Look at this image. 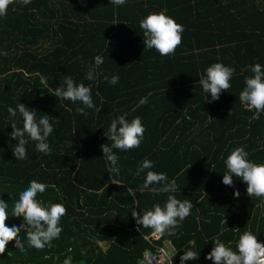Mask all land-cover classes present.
<instances>
[{"label": "trees", "instance_id": "obj_1", "mask_svg": "<svg viewBox=\"0 0 264 264\" xmlns=\"http://www.w3.org/2000/svg\"><path fill=\"white\" fill-rule=\"evenodd\" d=\"M161 10L184 28L181 43L166 56L144 48L139 28L140 19ZM0 51L6 53L0 55V195L11 206L17 189L38 179L49 185L41 198L66 208L51 247L25 243L21 251L11 237L0 251V264H63L69 255L71 264H148L145 253L167 239L176 248L172 264H179L181 248L188 247L201 254L186 264H212L204 255L216 234L231 240L233 249L248 229L264 241V198L249 196L239 178L233 177L231 186L221 182L224 159L236 146H245L250 159L264 161V113L254 119L255 110L242 107L238 98L244 77L251 75L248 66L264 65V0H127L120 6L110 0H31L21 6L13 0L0 17ZM97 54L104 58L98 71L118 73L117 84L84 78ZM217 61L235 72L231 87L208 102L199 77ZM64 75L91 85L101 111L86 109L84 115L77 111L83 107L78 101L56 97ZM19 101L54 122L49 154L28 140L25 157H14L11 146L18 137L8 135L7 107ZM123 113L129 120L141 117L144 139L137 148L113 150L120 167L114 175L100 145L111 144L105 132ZM14 119L19 126V113ZM145 157L154 161L152 170L175 178L173 195L193 202L175 235L155 238L131 214L133 208L140 213L163 204L168 195L138 191L144 173H133ZM6 219L23 222L20 216ZM17 234L24 241L25 232Z\"/></svg>", "mask_w": 264, "mask_h": 264}, {"label": "clouds", "instance_id": "obj_2", "mask_svg": "<svg viewBox=\"0 0 264 264\" xmlns=\"http://www.w3.org/2000/svg\"><path fill=\"white\" fill-rule=\"evenodd\" d=\"M13 0H0V17H4L9 11V5ZM21 6L28 5L31 0H15ZM127 0H110L114 6L124 5ZM116 24V23H113ZM139 28L143 31V45L147 49H155L161 56L173 53L181 43L183 25L176 18L167 14L166 11L149 12L139 20ZM0 55H6L0 51ZM104 63L102 55L97 54L85 72V79L98 81L100 78L111 85L119 82V74H105L99 66ZM251 75L244 77V87L239 93V102L242 107L253 112V118H259L264 113V65L252 63L248 66ZM235 67L226 65L222 61L213 62L206 67L204 74L199 77V84L206 94L205 101L213 102L219 99L222 90L231 87V78ZM40 81L45 82L46 77L41 74ZM55 96L64 100L79 102L83 107H77V111L87 115L86 109H93L100 112L92 98V86L82 81L76 82L71 75H64L63 83L55 87ZM147 102V97L139 100L140 104ZM36 109L30 108L19 101L15 107L9 105L7 112L11 119L10 137H18L11 151L15 158H23L26 155V142L35 141V149L45 155L51 152L48 137L53 133L54 122H50L48 115L36 116ZM19 113L21 124L18 126L15 117ZM44 113V112H43ZM128 114L123 113L114 116L107 128L105 135L111 144L104 143L100 147L103 157L107 162V170L114 175H119L118 155L113 151L139 147L144 139L145 126L141 117L135 116L131 120ZM264 147V145H261ZM154 161L145 157L138 163L134 175L144 173L143 183L138 191L143 193L145 189L152 193H168L163 204L153 203L148 209H142L138 213L135 208L131 214L138 225L152 229V235L156 238L167 233L175 235L176 227L182 222L193 208L190 200H180L173 193L177 191L175 178L169 179L165 172L152 170ZM226 171L223 172L221 182L231 186L233 177L239 178L246 183V193L253 197L264 198V161L257 162L250 159V154L245 146L239 145L230 150L224 159ZM147 171L145 172V170ZM113 176V175H112ZM151 186V187H150ZM48 184L38 179L29 180L23 187H19L16 198L9 206L8 200L0 195V251L4 250L6 241L15 237L13 243L21 251L25 250V243L30 248L42 249L52 246V241L60 237L63 225L61 217L65 214L66 208L61 201H44L39 194H43ZM4 193L0 191V194ZM135 193V192H133ZM130 193V194H133ZM233 195L238 197L239 190H234ZM20 216L23 222L9 221L6 217ZM27 226L22 229V226ZM25 232L24 241L17 233ZM208 241L213 246L204 255L205 260H211L212 264H264V241L258 240V235L251 229L239 234L235 249L231 247L232 241L225 242L220 234L214 235ZM207 241V242H208ZM191 245V241L188 242ZM179 264H186L187 261L196 260L200 257L201 250L197 253L192 247L181 248ZM71 249L69 248V252ZM167 255V253H165ZM72 257L69 255L63 264H71Z\"/></svg>", "mask_w": 264, "mask_h": 264}, {"label": "built area", "instance_id": "obj_3", "mask_svg": "<svg viewBox=\"0 0 264 264\" xmlns=\"http://www.w3.org/2000/svg\"><path fill=\"white\" fill-rule=\"evenodd\" d=\"M156 248L157 249L154 252L147 251L145 253L146 262L148 264H172V256L174 255L176 248L171 241L164 240L162 245L157 246ZM165 253H167V255H165Z\"/></svg>", "mask_w": 264, "mask_h": 264}, {"label": "water", "instance_id": "obj_4", "mask_svg": "<svg viewBox=\"0 0 264 264\" xmlns=\"http://www.w3.org/2000/svg\"><path fill=\"white\" fill-rule=\"evenodd\" d=\"M108 244H109V242H106L104 245H106V246H107Z\"/></svg>", "mask_w": 264, "mask_h": 264}, {"label": "crops", "instance_id": "obj_5", "mask_svg": "<svg viewBox=\"0 0 264 264\" xmlns=\"http://www.w3.org/2000/svg\"><path fill=\"white\" fill-rule=\"evenodd\" d=\"M167 240H169V239H167ZM106 246V245H105Z\"/></svg>", "mask_w": 264, "mask_h": 264}]
</instances>
